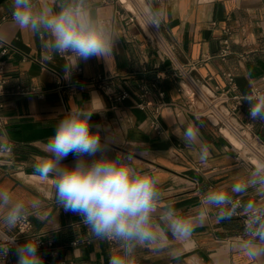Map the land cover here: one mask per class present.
<instances>
[{
  "label": "crops",
  "instance_id": "1",
  "mask_svg": "<svg viewBox=\"0 0 264 264\" xmlns=\"http://www.w3.org/2000/svg\"><path fill=\"white\" fill-rule=\"evenodd\" d=\"M100 3L109 15H114L121 33L113 50V62L109 65L96 58L81 61L78 67L83 72H73L70 79H65L62 69L65 59L46 56L39 37L19 30L12 23L10 0H0V41L10 47L6 56L0 54V59L7 63V87L43 91L41 96L15 94L3 100L2 113L8 118V132L7 136L0 135V139L12 142L14 150L10 157H0V186L25 200L43 199L46 202L43 215L55 216L59 209L50 202L51 184L44 185L32 175V163L43 155L44 144L54 134L55 125L68 110L69 103H84L98 96L106 111L94 114L91 122L116 131L118 142L111 145L113 151L127 152L130 148L144 152L145 159L140 163L157 170L167 199L182 212L194 215L199 211L195 206L204 190L220 186L246 170L252 162L245 155L252 160L256 155L246 152L241 142L236 145L227 126L225 135L234 146L242 147L245 155L209 120L195 117L185 92L181 91V81L171 74L172 62L158 50L156 42L148 35L149 30L144 31L143 22L127 24L122 17L136 10L133 0L130 6L120 0H100ZM160 5L167 10L160 28L162 37L173 49L176 61L197 64L193 72L197 81L212 76V84L226 90L231 73L236 84L232 94L242 96L257 89L264 90V0H167ZM225 40H229L231 53L222 56ZM100 75L111 77L113 90L129 89L131 97L113 108L112 101L102 90L71 88L64 93L51 90L61 81L67 84L76 78L89 80ZM143 100L157 105L180 103L186 110L164 106L159 115L162 127L159 133L151 126V110L137 106ZM233 105L234 100L229 106ZM234 120L239 127L249 125L264 148V123L249 120L246 101L237 107ZM194 122L199 124L202 140L208 148L206 166L200 164L196 150L186 147L179 138L183 128ZM73 162L72 155L65 160L67 164ZM17 172L20 176L15 174ZM249 198L255 199L254 194ZM30 218L32 230L48 232L45 239L53 241L58 249L55 256L41 251L46 262L110 264L114 249L108 242L90 238L74 213L59 211L58 231L49 230L54 225L47 221ZM244 226L242 219L235 216L217 222L215 213L211 212L197 226L194 238L179 246L178 261L169 252L157 254L151 249H140L133 264H215L217 259L220 264H250L234 250ZM73 242L78 243L73 245ZM169 246L177 247L175 242H170ZM12 258L14 262L17 259L14 252Z\"/></svg>",
  "mask_w": 264,
  "mask_h": 264
},
{
  "label": "clouds",
  "instance_id": "2",
  "mask_svg": "<svg viewBox=\"0 0 264 264\" xmlns=\"http://www.w3.org/2000/svg\"><path fill=\"white\" fill-rule=\"evenodd\" d=\"M133 2L144 31L150 26L161 28L167 10L160 0ZM10 8L12 23L39 37L46 56L65 59V79L71 78L81 61L113 62L121 33L114 15L104 10L100 0H10ZM242 101L249 105V120L264 123V90L243 94ZM105 111L98 96L84 103L70 102L44 144L43 155L33 161L32 175L44 185L50 182L51 204L77 215L90 238L114 248L110 264H133L140 249L169 252L178 261L179 246L194 238L197 226L211 212L217 222L231 219L238 198L248 223L234 250L250 264H264V155L256 156L255 163L226 183L204 190L195 206L199 211L189 215L167 199L157 170L140 163L144 152L113 151L116 131L91 122L94 114ZM179 138L196 150L200 164L206 166L208 148L199 124L185 126ZM9 151L10 144L0 139V153ZM69 155L74 158L72 164L65 163ZM45 205L43 199L25 200L0 186V233L6 236V242H0V264H5L10 250L16 264H44L39 247L48 232L32 230L19 242L15 231L30 217L47 221L54 225L49 230L58 231L59 211L53 217L44 216ZM170 242L177 247H170ZM215 264H220L219 259Z\"/></svg>",
  "mask_w": 264,
  "mask_h": 264
},
{
  "label": "built area",
  "instance_id": "3",
  "mask_svg": "<svg viewBox=\"0 0 264 264\" xmlns=\"http://www.w3.org/2000/svg\"><path fill=\"white\" fill-rule=\"evenodd\" d=\"M166 1L167 0H160V2L162 3H165ZM122 4L125 3L122 2ZM122 17L127 22V24H131L135 22H139V23L143 22L137 8L135 11H132L129 16H124L122 14ZM148 30L150 32L148 33V35L152 40L156 42L158 50L165 58H168L172 62V66H171L172 76L175 79L186 83L187 86L190 88L191 93H187L183 87L181 88V91L185 92L188 98V104L190 107L193 108L192 112L195 115V117L206 118L207 120H209L210 116L216 118L219 124L217 126L216 125L214 126L218 128V131H219V127H226L225 122L231 123V125L237 128L240 132L242 133L247 132L250 134L249 137L247 134H243V137L246 138L249 144H252L253 142L258 144L259 147L262 148L263 142L261 141L259 136L251 132V127L249 125L247 126L242 125L241 127H239L237 126V123L234 120L236 116L237 107L244 105V101L240 103L241 96L237 94H232L235 92L236 89L235 77L233 76V74L231 73L228 74L229 84L226 90L222 89L218 85L212 84L213 82L212 76L202 78L201 82L197 81L193 75V72L197 70V64L192 62L181 64L178 61H176L175 53L173 49L168 45V43L162 37L161 30L151 26L148 28ZM225 44L226 47L221 52L222 56H227L231 53L229 40H225ZM9 50H10L9 45L0 41V54L2 56H6ZM6 68H7L6 60L0 59V135L3 136H7V132H8V118L2 113V109L5 106L3 101L4 98L15 94H33L39 96L43 94V91L41 90L28 91L21 87L17 88L16 90L8 89ZM73 72L79 74L83 72V69L78 67ZM110 81H111L110 76H103V75H100L96 78H92L89 80H82L80 78H76L75 80L67 84H64L61 81L57 84V86L51 88V90L60 93H64L66 90H70L71 88H79L81 91L88 90L90 88L102 90L108 95V97L112 101L113 108H117L121 102H124L125 100L129 99L132 93L129 89H124L121 91L113 90L112 87L110 86ZM144 93L145 96L147 91L145 90ZM232 100L235 101V105L230 107L229 104ZM137 106L142 110H151L152 112L151 126L159 133H162V127L159 121V115L161 114V110L164 106L174 109L179 108L181 110H186L185 105L175 102L157 105V104H153L152 102H145L143 100ZM211 108H214L217 112L215 111L213 112ZM7 143L10 144V151L6 153H0V157H10L13 154V150H14L13 143L12 142H7ZM235 149L241 152V149H237V148ZM256 153H257V155L255 154L256 156L262 155V153L258 149ZM15 174L17 176H20L19 172ZM233 207L237 209V212L235 213L234 216L241 218L244 225H246L248 223V219L246 217L245 212L240 211L241 200L239 198L235 201ZM32 228H33V224L31 218H29L25 223L19 226L17 232L15 233V237L19 239V242H22L25 239L26 234L32 231ZM0 242H6L5 234L0 235ZM77 243L78 242H73V245H77ZM109 246L111 249H114L110 244ZM39 250L40 252L48 251L53 256L58 254V249L54 245L53 241L46 240L45 238L41 240ZM13 252L14 250H10L6 259V263L16 264V261L14 262L12 258ZM44 264H50V263L44 260ZM60 264H67V263L61 262Z\"/></svg>",
  "mask_w": 264,
  "mask_h": 264
},
{
  "label": "bare ground",
  "instance_id": "4",
  "mask_svg": "<svg viewBox=\"0 0 264 264\" xmlns=\"http://www.w3.org/2000/svg\"><path fill=\"white\" fill-rule=\"evenodd\" d=\"M124 2H125V5H127V6H130V0H123ZM211 110L214 112H217L214 108H211ZM220 116V115H219ZM217 122V121H216ZM228 125H226L227 126V129L231 132V136L234 138V141H235V143H236V145H241V143L243 144V146H244V148H245V151L246 152H250V153H252V154H256L257 155V147H256V145L255 144H249V142L246 140V138L245 137H243V134H247L248 135V137L250 136L247 132H245V133H242V132H240L237 128H235L233 125H231V123H227ZM229 133V132H228ZM232 142V141H231ZM241 142V143H240ZM233 146H234V144H232ZM257 149H256V148ZM259 150V149H258ZM260 151V150H259ZM261 152V151H260ZM262 153V152H261ZM253 155V156H254ZM262 155H263V153H262ZM253 158V160H254V158H255V156L254 157H252ZM254 162H255V160H254Z\"/></svg>",
  "mask_w": 264,
  "mask_h": 264
},
{
  "label": "water",
  "instance_id": "5",
  "mask_svg": "<svg viewBox=\"0 0 264 264\" xmlns=\"http://www.w3.org/2000/svg\"><path fill=\"white\" fill-rule=\"evenodd\" d=\"M123 3H125L123 0H121ZM181 85H182V87L185 89V91L187 92V93H191V90H190V88L187 86V84L186 83H184V82H182L181 81ZM209 120H210V122L213 124V125H218L219 123H218V121L217 122H215V121H213V119H212V117L210 116L209 117ZM219 132L222 134V136H224L229 142H230V144L232 145L233 143L231 142V140L225 135V132H224V127H219ZM235 148H237V149H241L242 147H237V146H234ZM247 156V155H246ZM247 158L250 160V161H252L253 163H255L252 159H250V157H248L247 156Z\"/></svg>",
  "mask_w": 264,
  "mask_h": 264
},
{
  "label": "rangeland",
  "instance_id": "6",
  "mask_svg": "<svg viewBox=\"0 0 264 264\" xmlns=\"http://www.w3.org/2000/svg\"><path fill=\"white\" fill-rule=\"evenodd\" d=\"M249 134V133H248ZM250 135V134H249ZM233 138V137H232ZM252 144H255L256 145V147L263 153V155H264V148L262 147H259V145L258 144H256V143H253L252 142ZM243 154H245L244 152H242ZM250 153V152H249ZM250 154H252V153H250ZM254 155V154H253ZM256 157V156H255Z\"/></svg>",
  "mask_w": 264,
  "mask_h": 264
}]
</instances>
